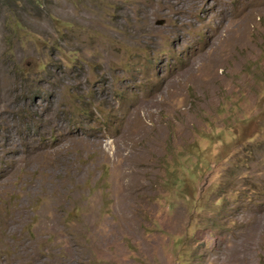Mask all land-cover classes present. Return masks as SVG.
Returning a JSON list of instances; mask_svg holds the SVG:
<instances>
[{
    "label": "rangeland",
    "instance_id": "rangeland-1",
    "mask_svg": "<svg viewBox=\"0 0 264 264\" xmlns=\"http://www.w3.org/2000/svg\"><path fill=\"white\" fill-rule=\"evenodd\" d=\"M0 264H264V0H0Z\"/></svg>",
    "mask_w": 264,
    "mask_h": 264
},
{
    "label": "bare ground",
    "instance_id": "bare-ground-1",
    "mask_svg": "<svg viewBox=\"0 0 264 264\" xmlns=\"http://www.w3.org/2000/svg\"><path fill=\"white\" fill-rule=\"evenodd\" d=\"M139 110H140V109H139ZM135 116H136V115H135ZM135 116H134V117H135ZM133 120H134V119H133ZM136 127H137V126H136ZM125 136H126V135H125ZM142 141H143V140H142Z\"/></svg>",
    "mask_w": 264,
    "mask_h": 264
}]
</instances>
